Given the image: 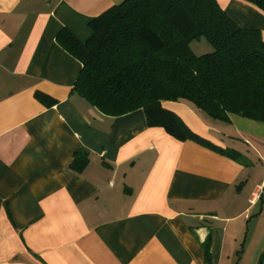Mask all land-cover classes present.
Returning a JSON list of instances; mask_svg holds the SVG:
<instances>
[{
	"label": "crops",
	"instance_id": "1",
	"mask_svg": "<svg viewBox=\"0 0 264 264\" xmlns=\"http://www.w3.org/2000/svg\"><path fill=\"white\" fill-rule=\"evenodd\" d=\"M122 1L0 0V264H206L209 235L212 264H264L262 201L251 203L264 123L163 103L222 154L149 127L142 110L103 115L74 90L83 65L58 33L85 42ZM217 1L264 39L263 11ZM78 149L89 152L80 174Z\"/></svg>",
	"mask_w": 264,
	"mask_h": 264
},
{
	"label": "trees",
	"instance_id": "2",
	"mask_svg": "<svg viewBox=\"0 0 264 264\" xmlns=\"http://www.w3.org/2000/svg\"><path fill=\"white\" fill-rule=\"evenodd\" d=\"M241 1L264 12V0ZM90 27L85 42L68 29L57 42L83 65L74 90L103 115L142 110L149 127L222 154L163 103L188 101L216 120L237 115L264 123L262 33L241 27L217 0H123ZM201 38L212 53H193L192 42ZM35 98L46 107L57 103L41 92ZM88 165L89 152L78 149L69 168L80 174ZM211 241L209 235L203 243L206 264H212Z\"/></svg>",
	"mask_w": 264,
	"mask_h": 264
},
{
	"label": "rangeland",
	"instance_id": "3",
	"mask_svg": "<svg viewBox=\"0 0 264 264\" xmlns=\"http://www.w3.org/2000/svg\"><path fill=\"white\" fill-rule=\"evenodd\" d=\"M191 49L194 54L201 56L204 54L212 53L213 52V46L210 42H208L207 39L201 38L199 40H195L191 44Z\"/></svg>",
	"mask_w": 264,
	"mask_h": 264
},
{
	"label": "built area",
	"instance_id": "4",
	"mask_svg": "<svg viewBox=\"0 0 264 264\" xmlns=\"http://www.w3.org/2000/svg\"><path fill=\"white\" fill-rule=\"evenodd\" d=\"M254 200H261L262 201V213L264 214V181L258 188V190L253 194V198L251 199V203Z\"/></svg>",
	"mask_w": 264,
	"mask_h": 264
}]
</instances>
